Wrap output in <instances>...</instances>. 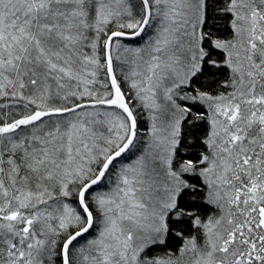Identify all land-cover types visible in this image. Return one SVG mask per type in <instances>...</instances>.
Wrapping results in <instances>:
<instances>
[{
    "label": "snow or ice",
    "instance_id": "6c2138e0",
    "mask_svg": "<svg viewBox=\"0 0 264 264\" xmlns=\"http://www.w3.org/2000/svg\"><path fill=\"white\" fill-rule=\"evenodd\" d=\"M0 264H264V0H0Z\"/></svg>",
    "mask_w": 264,
    "mask_h": 264
},
{
    "label": "trees",
    "instance_id": "16d2710c",
    "mask_svg": "<svg viewBox=\"0 0 264 264\" xmlns=\"http://www.w3.org/2000/svg\"><path fill=\"white\" fill-rule=\"evenodd\" d=\"M138 40H139V39H137V41H138ZM137 41H131V42H129V43L136 44Z\"/></svg>",
    "mask_w": 264,
    "mask_h": 264
},
{
    "label": "water",
    "instance_id": "95a60500",
    "mask_svg": "<svg viewBox=\"0 0 264 264\" xmlns=\"http://www.w3.org/2000/svg\"><path fill=\"white\" fill-rule=\"evenodd\" d=\"M137 39H139V38H137ZM87 235V234H86Z\"/></svg>",
    "mask_w": 264,
    "mask_h": 264
}]
</instances>
